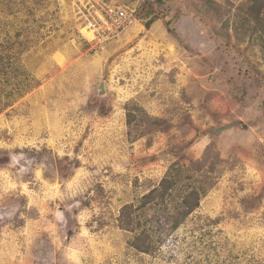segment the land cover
Returning a JSON list of instances; mask_svg holds the SVG:
<instances>
[{
  "label": "rangeland",
  "instance_id": "obj_1",
  "mask_svg": "<svg viewBox=\"0 0 264 264\" xmlns=\"http://www.w3.org/2000/svg\"><path fill=\"white\" fill-rule=\"evenodd\" d=\"M105 1L136 17L96 42L77 19L89 0H0V264H264L248 0H210L216 15L209 0ZM174 162L209 188L160 231L176 201L144 195ZM145 233L153 250L134 245Z\"/></svg>",
  "mask_w": 264,
  "mask_h": 264
},
{
  "label": "trees",
  "instance_id": "obj_2",
  "mask_svg": "<svg viewBox=\"0 0 264 264\" xmlns=\"http://www.w3.org/2000/svg\"><path fill=\"white\" fill-rule=\"evenodd\" d=\"M209 10H211L215 15L221 10L218 4L209 0L208 4ZM214 8V9H213ZM218 11V12H217ZM240 20V26L248 24L249 20L254 21V25L249 27L251 30V35L253 38L259 39L260 42L264 40V0H248L247 11ZM246 15V16H245ZM235 22V21H234ZM233 22V23H234ZM227 22L222 23V27L226 26ZM148 27V25H147ZM226 38H229V35H225ZM190 170L185 168V166L174 162L170 165L169 169L165 176L160 180L157 187L152 188V190L144 195L145 202L152 200H175L176 205L167 215V219L163 218L160 220L156 219L157 228L161 229L167 225V228L172 230L178 227L184 219L196 208L198 207L199 200L204 196L208 190V185L205 181L200 180L199 177L188 176L187 181L181 184V174L183 172H189ZM199 169L193 170V173L203 177L208 171L203 174H198ZM143 202V204L145 203ZM129 217V213L122 212L123 216ZM160 215V214H158ZM148 239V241H146ZM136 248L142 251H149L152 247V250L155 246L154 242H150L146 233L143 235L139 243H135Z\"/></svg>",
  "mask_w": 264,
  "mask_h": 264
},
{
  "label": "built area",
  "instance_id": "obj_3",
  "mask_svg": "<svg viewBox=\"0 0 264 264\" xmlns=\"http://www.w3.org/2000/svg\"><path fill=\"white\" fill-rule=\"evenodd\" d=\"M77 12L78 23L92 31V41L103 42L120 34L136 17V10L129 4L117 1L89 0ZM97 6V7H96Z\"/></svg>",
  "mask_w": 264,
  "mask_h": 264
},
{
  "label": "bare ground",
  "instance_id": "obj_4",
  "mask_svg": "<svg viewBox=\"0 0 264 264\" xmlns=\"http://www.w3.org/2000/svg\"><path fill=\"white\" fill-rule=\"evenodd\" d=\"M81 33L89 40L91 38V33L90 32H86L85 30H81ZM61 54H55V58L59 61V63L61 64L63 62L62 57L60 56Z\"/></svg>",
  "mask_w": 264,
  "mask_h": 264
}]
</instances>
